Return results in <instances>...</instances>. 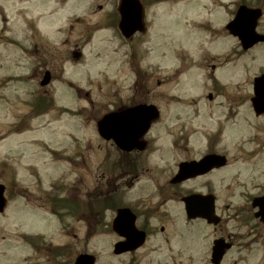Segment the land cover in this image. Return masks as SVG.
Here are the masks:
<instances>
[{
    "label": "rangeland",
    "instance_id": "1",
    "mask_svg": "<svg viewBox=\"0 0 264 264\" xmlns=\"http://www.w3.org/2000/svg\"><path fill=\"white\" fill-rule=\"evenodd\" d=\"M31 2L29 15L35 17L37 28L27 30L24 1L0 0V183L5 185L8 200L0 213V264H48L30 243L40 242L42 236L50 243H75L77 252H91L98 258L97 264H105L114 236L102 230L86 236L81 225L77 238L65 236L45 198L51 186L60 182L81 188L82 196L87 190L101 197L108 185L114 205L153 193L149 172L134 180L130 189L119 184V153L98 134L97 119L121 102L139 98L142 86L152 89L142 97L159 105L162 113L147 136L153 150L146 158L154 169L170 168L182 150H168L171 137L166 134L181 129L182 115L198 131L215 124L203 112L208 91L201 75L204 57L208 63H220L219 82L229 84L225 92L232 89L233 97L240 100L247 97L253 74L264 69V44L238 53V39L225 32L230 12L224 3L231 0H153L146 6L147 32L130 40L116 26L107 27L106 20L101 21L105 13L116 12L118 0ZM98 4L106 5L105 10H98ZM87 22L94 24L86 26ZM259 24L263 31L264 13ZM33 34L38 36V51L30 47L25 54ZM76 47L81 56L74 58L70 49ZM230 48L237 57L233 53L228 62L219 56L209 58L218 54L225 58ZM46 69L52 79L41 87ZM38 95L49 102L36 112L33 101ZM192 99H200L198 116L186 115V103ZM245 127L238 129L246 131ZM217 175L222 180L215 182L217 205L226 217L245 204L242 190L248 179L231 178L225 171ZM174 206L168 202L165 209L175 210ZM223 228L246 236L236 219ZM212 232L199 225L172 232L170 241L155 251H142L147 253L142 264L165 260L211 264ZM246 242L229 250L221 264H264V245ZM122 258L115 256L110 262L120 264Z\"/></svg>",
    "mask_w": 264,
    "mask_h": 264
},
{
    "label": "flooded vegetation",
    "instance_id": "2",
    "mask_svg": "<svg viewBox=\"0 0 264 264\" xmlns=\"http://www.w3.org/2000/svg\"><path fill=\"white\" fill-rule=\"evenodd\" d=\"M23 1L26 13L32 11V0ZM224 5L227 6L230 12L229 19L225 24V32H228L231 36L232 34L227 29V23L234 17L241 5L251 8L259 7L262 10V15L264 13V0H231L230 4L226 2ZM105 6L98 4L97 8L104 11ZM37 17H39V12H37ZM34 20L35 17L33 16L27 17L26 21H30L29 25L28 22L26 24L27 30L37 28ZM104 20H106L107 25L117 23L119 20L117 4L116 12L114 14L111 12L105 13L101 21L104 22ZM88 24L89 22L85 23V25ZM259 25L258 22L257 31L264 33V30H260ZM204 26L203 29L209 32ZM143 34L145 33H135L133 37ZM37 37L35 34L32 35L34 41L32 40L31 44H33H29L24 48L25 54L29 52L30 47L34 48L35 52L38 51L36 47L39 46L37 45L39 41H35ZM229 50L225 53L227 55L225 58H221V54L207 57L216 58L219 56V59L224 60L223 62H228V57L233 53H236L237 57V52H233L232 48ZM247 50L249 49L241 47L238 53L247 52ZM70 55L74 58L80 56L77 47L70 49ZM178 56L182 57V54L179 53ZM202 61L201 68H203V71L201 75L204 83L206 82V88H208L206 99H204L205 109L203 112L204 116L211 119L215 124L208 130L198 131L191 125L190 120L185 119L182 115L181 129L177 131L168 130L166 134L171 137L170 149L168 148V150L175 153L182 150L179 155H175L174 165L170 168L165 169L157 166L154 169L153 163L149 165L146 158V154L153 150L150 148L151 142L147 136L162 113L159 105L153 103L149 98L142 97L143 93L153 92L152 89L142 86L139 92L137 91L139 98H132L115 106V108L124 109L138 104H154L159 111V117L151 123L144 135V149L120 150L115 147L111 140L106 141L114 146L119 153V184L121 183V185L130 189L134 180H137L145 172H149L150 176L152 175L150 181L151 185L154 186L153 193L144 194L133 202H118V206L113 210H107L109 208V205H107L106 209L95 211L93 210V202L98 200L99 197L94 196L92 192H90L92 195L89 194L87 190L82 196L80 193L81 188H75L73 183L71 186L69 185L70 188L59 183L56 186L57 188L47 192L45 198L49 203L48 210L56 216L59 228L65 230V236L72 235L77 238L78 225H81L86 236L98 230L114 236L110 247V258L105 264H112L110 260L115 256H124L120 264H142L147 253L155 251L162 243L170 241L172 232L184 231L187 227L194 225H199L202 228L208 226L212 229L211 252L215 240L221 238L231 244L229 250H232L238 244L242 245L243 240L247 241L246 244L254 245L255 242L264 245V107H262L263 105L256 107V103L264 104V100L255 99L256 92L254 90L255 79L264 74V69L261 68L253 74L247 97L239 100L233 97L232 89L225 92L224 87L229 84L219 82L217 72L223 70L220 69V63L217 61L208 63L206 57ZM156 84L159 85L160 81L157 80ZM199 100L192 99L186 103V115H199V109H197V101ZM240 126H246L242 128L246 131L239 130ZM181 164L186 167L183 173L179 172ZM153 171L156 174H153ZM223 171L227 172V175L229 174L231 178L248 179L246 184H242L244 186L242 195L245 204L243 207L236 208L231 212V215L226 217L222 216L217 205L218 193L215 188V182L221 183L222 181L217 173L220 174ZM178 176H182V179H177ZM119 184L118 187L121 193ZM105 189L106 192L102 193V199L105 204H109L113 202L112 198L114 196L108 185ZM191 196L195 197L193 208L197 209L199 213L201 211L205 212V209L209 206L213 207L211 221L198 215L199 213L193 215L187 210L188 204H186L185 198ZM65 201H69L70 204H65ZM168 202L175 203L176 206L174 207L176 209H165ZM119 207H127L130 212L124 213L119 218L116 230L113 227V222ZM230 219L239 221L240 225L246 230V236H238L237 232L233 233L223 228ZM176 223L180 225L177 226ZM173 224L176 226H173ZM129 240L138 245L127 249ZM117 243L120 244L118 248L115 246ZM74 244L71 242L58 244L41 242L32 243L31 246L34 252L43 257L45 263L72 264L80 253L87 252L86 250L77 252ZM145 250L147 253L142 252ZM211 252L210 263L212 264ZM97 262L98 258L95 256L93 264H97ZM156 264L175 263L165 260Z\"/></svg>",
    "mask_w": 264,
    "mask_h": 264
},
{
    "label": "water",
    "instance_id": "3",
    "mask_svg": "<svg viewBox=\"0 0 264 264\" xmlns=\"http://www.w3.org/2000/svg\"><path fill=\"white\" fill-rule=\"evenodd\" d=\"M119 12L121 15L119 21V28L121 33L126 37L133 35L135 31H144L145 25L143 22V7L140 0H120ZM261 11L259 9H250L241 7L235 16V18L227 25L230 31L234 35H238L244 48L252 46L258 41H264V35L258 34L255 31L257 18L260 16ZM50 75L47 71L41 85H46L49 82ZM255 92L257 100H264V75L258 77L255 80ZM256 107H264L262 103H256ZM158 110L154 105H137L128 109L111 111L103 115L97 121V130L105 139H113L116 145L125 150H130L134 147L143 149L145 147V141L141 136L146 132L152 120L158 117ZM186 167L181 164L179 172L183 173ZM177 179L181 180L182 176H178ZM5 186L0 183V212H2L6 206L7 199L4 196ZM186 204H188L187 210L193 214H198V210L193 208L195 204V197L191 196L185 198ZM128 208L118 209V215L114 220V228H117V222L124 213H128ZM198 215L206 217L208 221H211L213 217V207L209 206L205 209V212L201 211ZM218 219V218H217ZM138 244H133L131 240L127 243V249L135 247ZM119 247L120 244H117ZM230 247L229 243H226L224 239H218L214 242L212 249V262L219 264L226 249ZM119 251V249H117ZM93 256L88 254H81L77 257L74 264H93Z\"/></svg>",
    "mask_w": 264,
    "mask_h": 264
},
{
    "label": "trees",
    "instance_id": "4",
    "mask_svg": "<svg viewBox=\"0 0 264 264\" xmlns=\"http://www.w3.org/2000/svg\"><path fill=\"white\" fill-rule=\"evenodd\" d=\"M103 206V202L102 201H98L95 203V209H100Z\"/></svg>",
    "mask_w": 264,
    "mask_h": 264
}]
</instances>
